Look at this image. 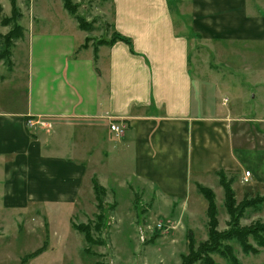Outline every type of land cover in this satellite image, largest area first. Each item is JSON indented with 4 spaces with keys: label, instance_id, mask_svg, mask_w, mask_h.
I'll list each match as a JSON object with an SVG mask.
<instances>
[{
    "label": "crops",
    "instance_id": "0c3cea01",
    "mask_svg": "<svg viewBox=\"0 0 264 264\" xmlns=\"http://www.w3.org/2000/svg\"><path fill=\"white\" fill-rule=\"evenodd\" d=\"M109 2L112 28L130 40L133 52L117 41L99 46L94 56L92 47H83L87 35L63 1L40 0V17L49 24L30 27L16 43L26 53L18 77L24 82L22 105L0 111V209L63 214L68 229L59 249L72 235L70 219L79 212L87 168H96L105 190L103 181L116 173L106 168L108 152L78 157L80 145L68 143L71 132L106 143L110 122L123 124L115 163L127 165L132 182L163 199L184 200L196 185L213 187L219 171L231 180L237 202L264 196V131L258 129L264 123V64L253 72L262 106L250 115L244 110L248 92L221 70L227 48L233 53L236 45L264 43V0H177L179 27L169 0ZM196 42L214 63L197 60L200 52L191 46ZM224 87L236 90L230 106L215 102ZM29 118L50 122L45 130L51 137L38 126L27 128ZM70 150L76 156L63 152ZM36 261L29 264H43Z\"/></svg>",
    "mask_w": 264,
    "mask_h": 264
},
{
    "label": "rangeland",
    "instance_id": "374dc122",
    "mask_svg": "<svg viewBox=\"0 0 264 264\" xmlns=\"http://www.w3.org/2000/svg\"><path fill=\"white\" fill-rule=\"evenodd\" d=\"M71 1L77 5L75 14L82 17L85 23L87 35L85 40L89 47L93 48V45L97 46L111 37L114 31L113 8L109 0ZM39 2L40 0H15L16 14L19 15L18 23L23 28L24 34L30 27L37 29L49 24V19L40 17L39 8L42 6ZM169 3L174 22L179 27L182 18L178 12L177 0H169ZM260 11H264V6ZM11 13L9 0H0V20L11 17ZM185 20L188 21L189 16H186ZM11 25L2 26L0 23V53L7 48L4 41ZM184 34H191L190 29L187 28ZM20 39L12 41L10 48L12 64L8 67L3 60H0V111L19 110L23 102L24 82L18 77L23 76L22 69L26 53L23 52L19 43L16 44ZM197 42L191 45L196 48H194L195 51L199 50ZM199 52L200 54L196 57L199 62L214 63L215 60L210 53L207 54L202 49ZM233 53L232 49L227 48L221 70L224 74L231 75L227 79L233 85L239 86L240 91L248 92L250 97L244 110L249 115L254 114L262 105L257 96L258 86H255L253 72L258 67L257 64H264V43L236 45ZM221 89L222 92L217 94L215 102L219 105L226 99L223 104L232 105V97L236 90L232 87ZM253 94H256L255 98ZM220 107L224 106L221 104ZM255 125L257 126L256 122L253 126ZM258 126H260L259 130L264 131V123H259ZM45 129L47 128H43L44 134L50 138L51 134L48 135L49 132ZM80 132L82 131L71 132L68 136V143L80 145L82 155L78 157H82L86 151L93 154L99 152L101 156L104 152H108L106 168L116 170L115 174H108L109 180L103 181L107 188L105 195L101 198L102 211H99L92 189V180L97 179L99 172L93 166L87 168L85 183L82 186L83 192L78 199L79 212L70 219V223L86 230L88 242L85 240L84 233L76 231L71 226L72 235L68 238V246L59 249L57 242L59 238L64 239L68 226L63 220V214H56L55 209L47 214L39 211L20 212L22 214L12 211L7 213L0 209V264H23L21 261L24 256L41 247H44L43 251L45 249L48 251L39 257H34V260L43 264L52 262V264H180L181 256L187 252L188 233L191 232L196 243L204 241L207 237L205 199L198 192H189L184 200L163 199L155 195L157 193L153 192L151 187L132 182V178L130 179V175L126 172L129 168L127 165L115 163L113 150L118 147L122 137L116 138L110 131L112 137L109 142L101 143L91 133L88 134V140L85 137L86 134L80 138L78 135ZM48 146L54 150L55 145L52 141ZM63 152L68 156H76L71 150ZM95 157L93 156V159ZM1 180L0 177V187ZM210 188L214 191L218 208V228L225 230L228 217L222 206L223 190L218 182ZM235 188H237L236 185H234ZM237 199H239L238 194ZM99 213L104 217V221L97 219ZM257 222L264 223V205L262 204L247 208L239 220L240 226L246 230L252 228L251 226ZM54 231L55 234H53ZM234 254L238 264H264V248L260 249L256 255H247L234 245ZM212 258L218 264H228L218 255H212ZM30 260L33 258L27 260L25 264H29Z\"/></svg>",
    "mask_w": 264,
    "mask_h": 264
},
{
    "label": "trees",
    "instance_id": "16d2710c",
    "mask_svg": "<svg viewBox=\"0 0 264 264\" xmlns=\"http://www.w3.org/2000/svg\"><path fill=\"white\" fill-rule=\"evenodd\" d=\"M12 8L11 17L2 18L0 23L2 26L11 25V28L7 32L6 40L4 41L7 44L5 48L0 53V60H3L4 63L9 67L11 62V50L12 41L17 40L23 37L24 30L21 25L18 23L16 14V5L15 0H9ZM63 8L74 17L80 30L86 31L85 23L82 21V17L78 16L76 13L77 5L72 3L71 0H63ZM18 12V11H17ZM16 15V16H15ZM119 35V36H118ZM121 41L127 44L131 52V42L128 38L118 34L113 31L111 37L108 40H104L101 44L95 46L93 45L94 56H96L97 48L101 45L111 46L115 42ZM86 40L83 44V47H86ZM219 177V184L223 190V201L222 206L225 210V213L228 217L226 222V229L219 230V220H218V208L215 203V194L214 192L207 187L196 185L197 192L205 199L206 201V231L207 237L204 241L198 243L195 242L194 238L191 235V232L187 235V252L181 256L180 264H218L212 258V255H218L227 261L228 264H238L236 256L234 254V245H237L240 251L243 254H253L256 255L259 253L260 249L264 248V223H254L250 229L246 230L244 227H241L239 220L243 212L250 207H257L264 203V196H256L253 198H243L240 202L235 200V194L231 187V180L226 177V175L219 171L217 172ZM92 189L94 192L95 200L97 202V209L102 211L101 198L105 195V188L99 185V183L94 179L92 180ZM97 219L102 221L104 217L99 213ZM104 221V220H103ZM71 226L76 230L84 233L85 240L88 242V235L86 230H83L82 227L71 224ZM196 244V245H194ZM44 247L37 249L36 251L27 254L22 258V263L25 264L27 260L38 256L43 252Z\"/></svg>",
    "mask_w": 264,
    "mask_h": 264
},
{
    "label": "built area",
    "instance_id": "2783aa9c",
    "mask_svg": "<svg viewBox=\"0 0 264 264\" xmlns=\"http://www.w3.org/2000/svg\"><path fill=\"white\" fill-rule=\"evenodd\" d=\"M25 126L27 128L33 127V126H38L40 128H50L51 123L48 121L42 120V119L29 118L26 120ZM109 130L114 134V136L116 138H121L124 135L125 126L123 124H120V123L110 122ZM249 174H250L249 171H246L244 173V182L247 181V177H249Z\"/></svg>",
    "mask_w": 264,
    "mask_h": 264
},
{
    "label": "bare ground",
    "instance_id": "6f19581e",
    "mask_svg": "<svg viewBox=\"0 0 264 264\" xmlns=\"http://www.w3.org/2000/svg\"><path fill=\"white\" fill-rule=\"evenodd\" d=\"M119 36V35H118Z\"/></svg>",
    "mask_w": 264,
    "mask_h": 264
}]
</instances>
